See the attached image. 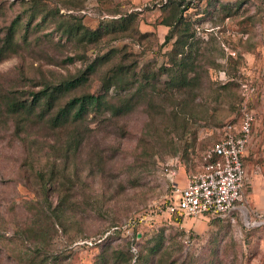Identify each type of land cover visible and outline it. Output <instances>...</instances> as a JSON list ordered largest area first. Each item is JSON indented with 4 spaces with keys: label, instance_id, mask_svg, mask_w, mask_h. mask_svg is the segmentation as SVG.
Wrapping results in <instances>:
<instances>
[{
    "label": "rangeland",
    "instance_id": "obj_1",
    "mask_svg": "<svg viewBox=\"0 0 264 264\" xmlns=\"http://www.w3.org/2000/svg\"><path fill=\"white\" fill-rule=\"evenodd\" d=\"M179 10L165 42L171 9L137 0H0V37L19 24L17 52L0 60V100L12 93L29 101L100 56L61 104L100 92L120 63L135 89L150 76L129 113L88 114L76 148L72 126L53 129L38 116L19 126L0 108V264H264V199L249 182L240 208L223 219L177 222L167 210L172 182L182 186L202 170L204 149L239 120L245 98L254 120L243 162L248 176L264 177V0H190ZM72 23L103 36L71 39L64 29ZM175 52L190 85L171 98ZM243 83L252 91L243 93ZM121 95L110 89L114 103ZM44 194L55 213L41 207Z\"/></svg>",
    "mask_w": 264,
    "mask_h": 264
},
{
    "label": "trees",
    "instance_id": "obj_2",
    "mask_svg": "<svg viewBox=\"0 0 264 264\" xmlns=\"http://www.w3.org/2000/svg\"><path fill=\"white\" fill-rule=\"evenodd\" d=\"M36 2L37 0H33V3ZM188 2H190V0H166L159 6H144L145 8L159 7L171 9L163 23L169 28L165 35V42L170 39L173 31L172 28H174L180 20V6ZM141 10L142 9H140V11ZM36 12L32 13L31 18L34 17ZM120 24L123 29L125 24L124 18L121 19ZM18 25V20L14 19L11 24L7 26L4 36L0 37V60L17 52L19 44L15 41V35L17 33ZM183 30H185V28H183ZM64 33L71 39H78L87 42L97 41L103 36V31L99 28L91 30L87 27H83L79 23H72L65 27ZM183 36H185V32H182V37ZM182 40L185 42L184 39ZM178 54H181V52L174 53V56L171 59V64H169L171 67L169 70L170 85L167 88L168 91H170L169 96L171 98L174 97L173 90L180 93L190 85V78H188L187 74L183 71L186 60L177 58ZM104 57L105 56H100L97 58L94 63L89 64L77 76L65 79L57 84H45L40 90L32 93V98L29 101L17 99L12 93L2 95L0 108H3L7 115L12 116L19 126L23 122L30 120L31 116H38L40 118L39 120L48 123L53 129H64L72 126L73 135L70 137V145L76 148L82 143V134L80 133L79 126L84 122V119L88 114L94 113L100 115L108 112L112 117L126 114L132 110L133 106L139 99H143L147 96L146 85L141 84V80L143 79L147 82L150 76L147 74L141 75L138 84L139 87L135 89L131 69L120 63L115 65V67L111 69V73L103 79L100 92L82 93L69 98L61 104L60 101L63 95L78 86L83 85L88 80V76L94 72L96 64L102 62ZM111 88L125 90V95L119 96L118 103H114L109 96ZM133 89L135 90L132 91ZM157 95L160 98L163 97L162 93H158ZM46 114L48 117H45ZM41 178L43 179V175H41ZM49 180V182L52 181V176L49 177ZM52 185L53 184H50V186ZM64 201L65 199H63V203ZM40 203L41 207H44V211L55 213L58 209L56 206L52 205L47 194L43 195ZM171 218L177 222H182L183 220L182 217L176 213H171Z\"/></svg>",
    "mask_w": 264,
    "mask_h": 264
},
{
    "label": "built area",
    "instance_id": "obj_3",
    "mask_svg": "<svg viewBox=\"0 0 264 264\" xmlns=\"http://www.w3.org/2000/svg\"><path fill=\"white\" fill-rule=\"evenodd\" d=\"M165 1L151 0L144 6H159ZM241 89L243 93L252 91L246 83L241 84ZM253 120L245 98L239 120L226 123L219 138L204 149L202 170L186 177L182 186L172 182L176 200L167 208L170 214L176 213L183 220L200 216L225 218L240 208L247 176L243 157L250 142Z\"/></svg>",
    "mask_w": 264,
    "mask_h": 264
},
{
    "label": "crops",
    "instance_id": "obj_4",
    "mask_svg": "<svg viewBox=\"0 0 264 264\" xmlns=\"http://www.w3.org/2000/svg\"><path fill=\"white\" fill-rule=\"evenodd\" d=\"M149 1L151 0H137L138 3H141L143 5L145 3H148ZM250 145L251 144L249 143L247 146V149ZM247 149H246V152H247ZM246 175H247V171H246ZM247 182H249L252 185V189H253L252 191H253L254 197L256 198L259 197L260 199H264V186H263L264 177L262 176V174L257 173V172H250L249 176L248 175L246 176V184ZM184 183H185V180H183V184Z\"/></svg>",
    "mask_w": 264,
    "mask_h": 264
}]
</instances>
